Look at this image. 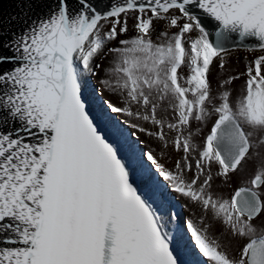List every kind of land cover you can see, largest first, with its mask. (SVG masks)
Returning <instances> with one entry per match:
<instances>
[{"label": "snow or ice", "instance_id": "6c2138e0", "mask_svg": "<svg viewBox=\"0 0 264 264\" xmlns=\"http://www.w3.org/2000/svg\"><path fill=\"white\" fill-rule=\"evenodd\" d=\"M0 264H264V0L0 7Z\"/></svg>", "mask_w": 264, "mask_h": 264}, {"label": "water", "instance_id": "95a60500", "mask_svg": "<svg viewBox=\"0 0 264 264\" xmlns=\"http://www.w3.org/2000/svg\"><path fill=\"white\" fill-rule=\"evenodd\" d=\"M10 6V0H0V7L6 9Z\"/></svg>", "mask_w": 264, "mask_h": 264}, {"label": "rangeland", "instance_id": "374dc122", "mask_svg": "<svg viewBox=\"0 0 264 264\" xmlns=\"http://www.w3.org/2000/svg\"><path fill=\"white\" fill-rule=\"evenodd\" d=\"M143 139V138H142Z\"/></svg>", "mask_w": 264, "mask_h": 264}]
</instances>
